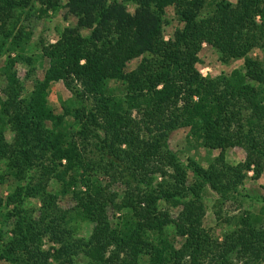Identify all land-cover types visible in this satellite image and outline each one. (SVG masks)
<instances>
[{"label":"trees","instance_id":"trees-1","mask_svg":"<svg viewBox=\"0 0 264 264\" xmlns=\"http://www.w3.org/2000/svg\"><path fill=\"white\" fill-rule=\"evenodd\" d=\"M61 9L76 24L29 55L26 22ZM204 45L243 67L203 76ZM2 60L0 263L264 264V205L221 236L204 226L207 191L222 206L264 174V0H0ZM41 60L27 91L17 66L29 77ZM59 83L74 100L53 101ZM185 128L220 152L207 168L170 148ZM233 148L246 153L236 165ZM84 224L90 235L76 237Z\"/></svg>","mask_w":264,"mask_h":264},{"label":"rangeland","instance_id":"rangeland-1","mask_svg":"<svg viewBox=\"0 0 264 264\" xmlns=\"http://www.w3.org/2000/svg\"><path fill=\"white\" fill-rule=\"evenodd\" d=\"M112 1V0H110ZM123 1V0H118ZM235 3L237 0H230ZM130 12L135 11V7L131 4L127 5ZM66 10L61 9L57 13L49 12L47 16L39 18L36 14L31 20L26 24H30V29L33 32L32 40L28 47V54L39 53V49L42 42L54 43L58 37L59 32L65 27L73 26L76 24V20L72 17H66ZM167 25L165 26L164 34L165 39H169L173 36L175 30L179 27V23L176 19L174 11L170 8L167 12ZM29 29V30H30ZM87 34V32H84ZM254 57H261L259 51L253 53ZM140 60L133 61L128 70L134 69ZM3 64V60L0 62V67ZM243 67V61H232L228 64H224L219 60V53L214 48L204 45L200 53V71L203 76L218 77L220 75H229L233 70L240 69ZM35 73L27 77L29 68L26 65H18V77L26 86L27 91H30L33 87L35 80H41L44 78L46 70L49 68V63L44 61H39L36 63ZM4 86L2 78L0 77V96L2 94L1 90ZM52 99L55 103L60 105L63 101L67 99H75V96L70 92L62 83L56 84L53 88ZM12 133L7 132L8 140L12 139ZM170 148L178 154V156L183 160L187 161L188 158L195 159L202 166L207 168L210 162L219 155V151H209L189 137V129H179L171 134L169 139ZM227 161L230 164H238L245 160L246 153L241 148H233L226 153ZM249 176H253V172H249ZM9 188L0 189V198H5L8 194ZM116 190L120 188L115 186ZM37 201H30L29 206L37 205ZM60 205L63 208H71L74 204L71 197H66L60 200ZM264 205V174L259 180L248 179L245 185L241 188V196L238 197L237 201H227L222 206L218 201L217 196L211 192L207 191L205 195V206H206V217L204 221V226L210 229L215 235L221 236L229 228L227 220L230 217L241 214L242 212L249 211L255 214L260 213ZM110 217L115 223L116 217L113 212H110ZM264 227V224H263ZM91 233V226L84 224L81 230L78 232L76 237L88 238ZM83 260H76V263H81ZM7 264V263H0ZM53 264H59L53 261Z\"/></svg>","mask_w":264,"mask_h":264}]
</instances>
